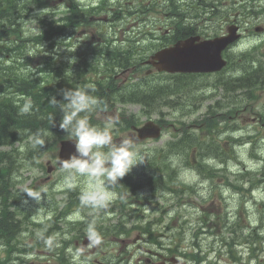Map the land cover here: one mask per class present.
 I'll return each instance as SVG.
<instances>
[{"label":"rangeland","instance_id":"374dc122","mask_svg":"<svg viewBox=\"0 0 264 264\" xmlns=\"http://www.w3.org/2000/svg\"><path fill=\"white\" fill-rule=\"evenodd\" d=\"M249 1L235 0L233 2L231 0V10L225 15L224 5L220 6L221 10L212 12L206 10L203 13L201 8H192L187 4L178 6L181 15H169L171 11H169L168 0H0V10L3 15V19L0 20V29L7 30L4 38H10L6 40V43L3 37L0 38V65L8 64L9 61H6L8 54L12 59L16 57L20 63L16 71L35 80V92L43 101L47 93L53 95L58 93L62 96V89L85 84L96 87L99 81L103 87L104 83L111 79L115 60L128 57L130 62L139 61L161 40L171 36L176 22L184 24L189 19L198 20L200 21L198 29L210 36L225 30L226 23L234 19L242 24H250L254 17L247 13L249 9L246 4ZM75 2H78L81 8L92 6L96 8L94 12L87 10L88 18L91 14L114 12L116 19L111 17L110 21L89 20V24L68 26L69 21L66 16ZM241 4L245 6L241 7ZM195 15L198 17L192 18ZM203 16L207 17L205 21L202 20ZM222 18L223 21H221ZM254 25L252 24L251 28ZM166 29L169 30L168 33H165ZM43 30L49 31L48 37L38 35L37 39L28 40V37ZM83 30L103 33V40L98 45L105 46L108 43L109 49L90 52L92 47L90 42L93 38L77 36V33H82ZM117 31L124 33L122 35ZM13 38L20 40L19 48L11 41ZM105 39H109V42ZM3 43L8 44V47H2ZM144 69L145 67H139L134 70L130 74L129 81L117 89L115 93L117 108L109 110L110 113L107 114H102L96 111L97 109L89 114L90 122L93 124H102L112 114L117 115L119 112L132 113L137 119L156 117L164 121L167 126V130L159 140L145 139L138 141L139 144H136L135 137H132L126 129L119 125L115 126L117 129H113L115 141H119L122 137H131L141 155L145 157L144 162L133 167L126 180L120 183L122 187L130 184L127 193L121 194L120 190L114 187L112 189L114 199L106 209L99 212L82 208L80 201L75 209H71L69 202L79 200L83 181L78 180L68 185L63 181L60 168L52 169L51 167L48 172L47 163L51 161V164H55L56 156L50 153L55 148L56 141L49 136L42 152L38 153L37 149L33 150L27 146L29 131L25 129L21 135L17 133L18 137L14 143L0 145V206L7 201L13 206L15 214H37L40 219L49 214H229L231 211L235 212L241 199V214H246L245 217L254 218L262 214L263 208L258 202L253 201L247 206V200L243 201L240 194L236 199L232 198L228 202L217 195L213 196L211 201L205 202L204 199L196 197L191 189H187L188 186L195 185L198 178L190 151V148L198 145L197 137L199 143L214 150L211 151V156L218 155L217 151L223 153L230 149V141H224L229 140L224 135L226 133L240 136L253 133L252 137H255L262 132L260 125L247 117L244 121L236 117H228L229 121L225 122L226 115L230 113L229 110L237 105L234 102L236 98L230 100L227 96L232 94V87H228L226 91L223 85L218 83L224 81L228 71L224 70L223 73L210 79L207 76L202 79H181L180 87L175 89L174 82L166 78L146 80L143 77ZM136 87L146 88L138 91L153 92L157 95L156 100L129 99L132 96L131 91ZM214 89L216 93L212 95ZM10 90L11 87H5V91L10 92L9 94L13 96L17 104L22 103L23 98H28L33 102L34 107L39 105V100L33 95ZM53 116H55L56 127H52V132L59 129L58 123L61 118L60 113ZM185 122H202V129L200 131L191 129L189 134L183 135L182 139L193 140L188 147L176 152L175 148L170 146V142H175L177 139L174 136V126H182ZM209 122H213L214 125L210 127ZM63 133L66 135L65 132ZM219 141L224 142V145L221 146ZM203 149L200 147L198 150L202 152ZM12 150V157L6 165V156ZM239 151L244 155V143ZM172 155L181 157V167L190 170L194 175L195 179L192 183L178 180L180 169L171 166L169 157ZM21 163L25 166L18 167ZM154 166H158L162 171L166 183L149 182L151 175L158 176V173H154ZM18 170H21L22 177L17 174ZM47 175L50 178L44 180ZM258 176V171L247 172L244 181H250L251 177ZM11 177L17 180L12 186L15 190L28 186L37 190L45 189L46 192L41 194L38 201L31 196L24 200L13 198L12 201V198L5 194L9 190ZM217 179L223 182L226 180L225 177ZM70 187L75 190L67 191ZM175 188L181 191L174 193ZM216 189L221 188L216 187ZM152 193L153 195L148 198L149 202H144L146 196ZM187 196L194 198L197 205L181 201ZM226 209H229V212H226ZM200 211L203 213H199Z\"/></svg>","mask_w":264,"mask_h":264},{"label":"clouds","instance_id":"9594fccd","mask_svg":"<svg viewBox=\"0 0 264 264\" xmlns=\"http://www.w3.org/2000/svg\"><path fill=\"white\" fill-rule=\"evenodd\" d=\"M46 54V53H45ZM95 86L85 84L83 86L62 89V99L55 96L49 97V102L60 113L58 127L66 133L69 140L74 143V152L67 158H60V173L65 184L71 185L78 180L83 183L80 187L79 201L84 209L99 212L106 209L114 199L112 189L133 167L142 164L145 157L141 155L131 137H122L119 141L113 138V129L116 119L108 117L102 124L90 122L89 114L94 112L99 105L98 98L93 94ZM19 115H31L35 111L33 102L23 98V102L17 104ZM51 127H56L55 116L50 117ZM21 135V132L17 130ZM48 130L29 135L27 146L33 150L40 148L47 142ZM181 157L172 155L169 161L172 167L179 168L178 180L184 183H192L194 175L180 164ZM23 162V161H22ZM29 196L38 201L45 189L38 191L22 188ZM49 247L55 244L52 238L44 237L38 233ZM86 238L92 247L101 243V236L96 229V220H91L86 228ZM79 257L80 253H73Z\"/></svg>","mask_w":264,"mask_h":264},{"label":"flooded vegetation","instance_id":"af4514ba","mask_svg":"<svg viewBox=\"0 0 264 264\" xmlns=\"http://www.w3.org/2000/svg\"><path fill=\"white\" fill-rule=\"evenodd\" d=\"M189 1L191 0H168V4L176 8L179 5L187 4L194 8L192 4H189ZM208 2L225 5L229 0H210ZM211 5L208 3L206 6L209 8ZM231 52L234 53V50ZM244 111V108L236 110L234 116L240 117L242 120ZM196 127L199 128L200 126ZM196 141L198 143L197 149L200 147L205 149L204 146H201L203 144L198 142V137ZM211 151L214 150L210 149L209 154ZM225 156H228L227 151L218 152V155H211L210 158L222 162ZM147 226L142 230L132 229L129 231V235L121 233L118 238L121 245L92 247L87 243L75 245L73 251L81 250V256L88 264H104V261H100L101 259L105 260V264H264V211L259 214L255 227L234 231L225 229L226 235H222L221 230L211 228L180 229L177 231V229L168 227H162L158 230L150 224ZM187 232L188 236L186 237ZM152 233L153 235H150ZM230 234L233 238L230 237ZM136 235H139L137 239H135ZM164 236H167L168 240L163 241ZM201 237L211 238L206 241ZM73 242L75 243L76 239H73ZM47 251L55 253V256L52 255L54 261H43L36 258L31 264H58L56 259L64 260L69 255L65 249L55 246ZM123 251L124 253H122ZM63 264L87 263L78 261L64 262Z\"/></svg>","mask_w":264,"mask_h":264},{"label":"water","instance_id":"95a60500","mask_svg":"<svg viewBox=\"0 0 264 264\" xmlns=\"http://www.w3.org/2000/svg\"><path fill=\"white\" fill-rule=\"evenodd\" d=\"M228 41L225 38H216L196 43L194 37H189L182 42H178L174 47L164 50L158 56V69L168 72H209L219 69L223 64L220 52ZM143 134L157 137L159 129L148 128L142 132ZM61 150L63 154L61 158H67L71 153L69 149L66 150L64 147Z\"/></svg>","mask_w":264,"mask_h":264},{"label":"trees","instance_id":"16d2710c","mask_svg":"<svg viewBox=\"0 0 264 264\" xmlns=\"http://www.w3.org/2000/svg\"><path fill=\"white\" fill-rule=\"evenodd\" d=\"M10 82L11 84V90L18 92V93H25L29 95H38L35 85V80L32 78H29V76L22 74V73H13L9 74L6 79L0 80V133L4 131V135L8 133V135H14L15 137H18L16 133L23 132L26 128H22L25 126H29L30 132L37 129H45L49 128V125L46 123V119L43 117H40V112H35L33 116H28V118L21 119H13L12 113L16 112V107L14 104V101L12 98L6 94H1L3 91L1 89L3 82ZM40 96V95H38ZM13 126H16L17 129L13 128ZM55 135L58 137H61V135L58 132H55ZM5 216V212L3 210H0V218L2 219ZM27 217V215H25ZM5 219V218H4ZM3 219V220H4ZM4 223H0V228H3ZM48 229L52 230L51 225H48Z\"/></svg>","mask_w":264,"mask_h":264},{"label":"bare ground","instance_id":"6f19581e","mask_svg":"<svg viewBox=\"0 0 264 264\" xmlns=\"http://www.w3.org/2000/svg\"><path fill=\"white\" fill-rule=\"evenodd\" d=\"M25 3V2H24ZM23 4V3H22ZM19 5V4H18ZM20 6H21V4H20ZM9 8V7H8ZM11 8V7H10ZM19 9V8H18ZM26 10H28V9H26ZM13 11H14V9H13ZM21 11V10H20ZM29 13V12H28ZM20 14V13H19ZM22 14V13H21ZM26 14V13H25ZM10 16V15H9ZM11 17V16H10ZM14 159V158H13ZM14 164V163H13Z\"/></svg>","mask_w":264,"mask_h":264}]
</instances>
